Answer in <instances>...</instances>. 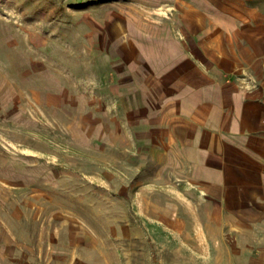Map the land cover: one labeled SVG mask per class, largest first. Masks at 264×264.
Returning a JSON list of instances; mask_svg holds the SVG:
<instances>
[{"label": "rangeland", "instance_id": "rangeland-1", "mask_svg": "<svg viewBox=\"0 0 264 264\" xmlns=\"http://www.w3.org/2000/svg\"><path fill=\"white\" fill-rule=\"evenodd\" d=\"M168 3L0 0V264H193L121 201L119 78Z\"/></svg>", "mask_w": 264, "mask_h": 264}, {"label": "crops", "instance_id": "crops-1", "mask_svg": "<svg viewBox=\"0 0 264 264\" xmlns=\"http://www.w3.org/2000/svg\"><path fill=\"white\" fill-rule=\"evenodd\" d=\"M168 1L179 22L139 27L119 78L137 178L121 201L167 253L264 264V0Z\"/></svg>", "mask_w": 264, "mask_h": 264}]
</instances>
